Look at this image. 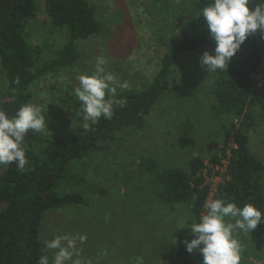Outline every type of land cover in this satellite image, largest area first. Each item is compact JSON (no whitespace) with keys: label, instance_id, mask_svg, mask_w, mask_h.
I'll return each mask as SVG.
<instances>
[{"label":"trees","instance_id":"obj_1","mask_svg":"<svg viewBox=\"0 0 264 264\" xmlns=\"http://www.w3.org/2000/svg\"><path fill=\"white\" fill-rule=\"evenodd\" d=\"M38 2L0 0V72L4 79L0 110L10 117L24 104L33 103L34 87L39 81L77 64L81 43L92 41L103 32L98 7L92 0ZM148 2L151 13L162 4L172 15L170 19L177 21L179 16L181 27L179 38L170 45L162 43L165 52L158 67L153 66L156 70L151 82L140 90L118 91L110 119L93 123L79 118L74 129L65 135L44 130L27 134L26 157L30 164L26 170H18L15 163L0 165V264H39L42 256H47L51 264L53 254L43 244L41 234L46 214L88 206L82 192L68 191L87 183V175L71 171L73 165L94 154L105 156L118 133L143 131L152 110L170 92L181 59L188 53L214 50L207 25L199 15L210 0H179L178 4L145 0ZM256 2L251 0L250 6ZM41 8L46 25L42 38L33 30ZM119 18L122 20V16ZM263 64L264 31L249 37L228 70L213 71L210 79L204 81L212 103L204 107L210 111L211 120L222 123L221 137H209L203 144L206 150L196 154L201 149L195 135L197 122L188 118L179 125L178 133L167 131L177 136L179 149H188L190 157L184 166L162 167L152 157L141 162L140 168L146 171L153 187L155 208L174 212L176 207H185L190 214L189 223L199 221L209 199H224L239 207L253 204L264 213V162L250 146L251 133L264 121ZM216 168H223L224 173L217 172L221 181L211 197L208 180ZM189 236L190 233L181 234L173 239L166 253L170 256L168 264H200L201 255L190 254L183 243Z\"/></svg>","mask_w":264,"mask_h":264},{"label":"rangeland","instance_id":"obj_2","mask_svg":"<svg viewBox=\"0 0 264 264\" xmlns=\"http://www.w3.org/2000/svg\"><path fill=\"white\" fill-rule=\"evenodd\" d=\"M168 1L179 3V0ZM92 2L99 10L102 34L81 43V59L77 64L58 75L44 78L34 87L32 104L42 108L47 133L59 136L74 129L80 118V103L70 91L78 84L79 75L95 73L97 58L106 60L105 72L114 77L117 92L140 90L155 75L154 68L158 67L165 52L162 43L170 45L180 37L179 16L177 21L170 19L172 15L167 14L168 8H162V4L151 13L150 2L145 3V0ZM117 5L122 7L117 8ZM32 8L30 2V10ZM41 10L37 13V23L33 24V30L40 38L46 34ZM121 16L122 20H119ZM185 16L189 19L188 14ZM206 51L214 53V50H202L188 53L181 59L170 92L152 110L143 131L118 133L105 156L94 154L83 163L73 165L71 171L88 176L86 186L68 189L65 185V188L69 192H82L88 206L48 212L41 230L45 246L61 236L74 240L76 255L73 260H78L79 264L169 263L168 247L177 235L189 233L188 229L180 231L179 222L185 218L188 221L190 214L185 207H176L174 212L155 208L153 187L140 165L146 157H152L162 167L184 166L183 162L190 157L188 149H179L177 136L167 131L178 133L179 125L188 118L197 122L195 135L201 149L196 150V154L206 150L203 144L209 137H221L222 123L211 120L210 111L204 107L212 104L204 82L206 78L210 79L212 72L208 73L200 64ZM3 81L0 72V88ZM125 83L126 88L119 87ZM250 146L264 162V121L251 133ZM218 171L224 173L223 168H216L209 175L211 197L221 181ZM234 236L241 246L240 264H264V225L252 233L236 230ZM49 250L54 259L55 250Z\"/></svg>","mask_w":264,"mask_h":264},{"label":"clouds","instance_id":"obj_3","mask_svg":"<svg viewBox=\"0 0 264 264\" xmlns=\"http://www.w3.org/2000/svg\"><path fill=\"white\" fill-rule=\"evenodd\" d=\"M250 3L251 0H210L200 10V18L205 21L209 39L215 45L214 53L206 51L200 58L208 73L228 70L249 37L264 31V0H258L254 7ZM106 63L104 58H97L95 73L79 75L78 84L70 91L80 103L78 113L84 122L95 123L112 116V97L117 85L114 77L105 72ZM119 87L126 88L127 84ZM46 125L42 108L32 103L24 104L11 117L0 110V165L15 163L18 170H26L30 162L26 157L25 137L30 132H42ZM84 126L87 128L88 124ZM204 207L206 212L198 222L188 223L187 218L179 222L180 231L188 229L190 233L183 241L187 252L201 255L200 264H240L241 246L234 232L252 233L264 225V213L253 204L239 207L224 199H214ZM46 247L55 250L53 264H79L73 260L74 240L61 236L47 242ZM39 264H49L48 257L42 256Z\"/></svg>","mask_w":264,"mask_h":264},{"label":"built area","instance_id":"obj_4","mask_svg":"<svg viewBox=\"0 0 264 264\" xmlns=\"http://www.w3.org/2000/svg\"><path fill=\"white\" fill-rule=\"evenodd\" d=\"M263 66H264V64H263ZM260 77V76H259Z\"/></svg>","mask_w":264,"mask_h":264}]
</instances>
